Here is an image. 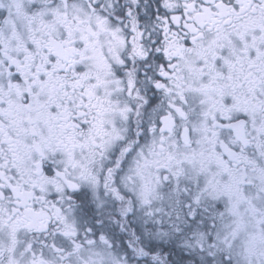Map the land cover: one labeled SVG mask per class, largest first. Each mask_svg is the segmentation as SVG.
<instances>
[{
	"label": "snow or ice",
	"instance_id": "snow-or-ice-1",
	"mask_svg": "<svg viewBox=\"0 0 264 264\" xmlns=\"http://www.w3.org/2000/svg\"><path fill=\"white\" fill-rule=\"evenodd\" d=\"M0 264H264V0H0Z\"/></svg>",
	"mask_w": 264,
	"mask_h": 264
}]
</instances>
